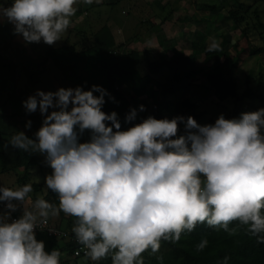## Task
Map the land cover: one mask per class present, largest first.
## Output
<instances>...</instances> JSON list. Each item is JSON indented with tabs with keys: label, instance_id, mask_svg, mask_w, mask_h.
Returning a JSON list of instances; mask_svg holds the SVG:
<instances>
[{
	"label": "clouds",
	"instance_id": "clouds-1",
	"mask_svg": "<svg viewBox=\"0 0 264 264\" xmlns=\"http://www.w3.org/2000/svg\"><path fill=\"white\" fill-rule=\"evenodd\" d=\"M76 4L13 0L0 7V21L11 23L25 43L53 45L70 27ZM219 50L215 42L209 47ZM106 95L114 100L94 84L37 89L22 102L28 113L39 109L42 125L35 139L19 131L8 143L45 154L52 169L45 184L59 204L38 198L24 208L31 184L0 186V264H60L61 252L46 251L36 238V229L60 212L76 218L72 232L92 261L111 255L112 264H143L144 252L156 253L162 240L178 242L203 223L234 235L237 228L229 226L238 222L264 243V108L231 119L220 114L203 125L190 115L132 123L138 117L132 108L125 117L131 126L123 129L115 111H102ZM85 130L90 139L81 142ZM18 209L21 215L12 218Z\"/></svg>",
	"mask_w": 264,
	"mask_h": 264
},
{
	"label": "trees",
	"instance_id": "trees-1",
	"mask_svg": "<svg viewBox=\"0 0 264 264\" xmlns=\"http://www.w3.org/2000/svg\"><path fill=\"white\" fill-rule=\"evenodd\" d=\"M233 1V4L229 0L210 4L209 12L195 18L197 24L202 21H206L207 24L218 23L219 20L225 19L232 23L230 30L239 27L242 29V37L232 39L223 31L221 40L216 42L220 46L219 51H209L210 46L206 44L205 31L199 41H194V49L190 53L176 46L172 47L173 53L168 56L161 53L153 54L148 48L143 50L132 48L124 51L120 45H116L115 37L109 27L104 26L93 32L91 42L86 45L78 46L74 43L49 47L37 62L40 69H30L26 64L23 71L33 85L37 84L39 78L44 81L50 77L49 83L53 89L56 84H62L61 87L64 88L81 86L84 90L91 89L94 84L102 86L111 97H114L113 100L105 96L102 111L105 113L115 111L123 129L131 125L125 123L126 114L132 108L139 111L140 105H144L149 100L153 105V117L157 119L168 118L165 114L166 110L171 113L172 118L176 114L183 113L199 121L203 112L200 111V103L197 100L186 95L174 99L171 95L185 85L192 86L196 91L206 88L203 84L194 82L202 73L206 76L209 85L214 88L219 101L231 98L234 100V112L237 114L246 96H258L264 100V96L251 88L241 92L238 81V73L245 56L254 55L263 49L252 42L250 34L252 31L256 32L264 39V19L259 5L262 0ZM223 9L226 11L223 12ZM186 15L189 21L194 20ZM218 28H220L219 24L215 29ZM162 36L159 37L161 44L164 42ZM197 52L204 53L206 61L213 60L212 64L208 66L196 64ZM143 65L148 66L146 71L142 70ZM164 67H168V75L164 80L156 82L154 76ZM180 130L183 131L181 128ZM17 132L19 131H9L0 120L2 171L11 173L18 168L22 169L23 172H17L16 181L22 184L21 187L25 184L32 185L33 191L30 193L32 200L42 198L58 206L57 194L47 189L44 179L51 174L52 169L48 168L42 180L34 178V167L40 164L43 167L45 155L39 152H25L10 145L8 141ZM23 132L35 139L36 131ZM40 192L43 193L42 196L39 195ZM21 212L22 209H18L15 213L21 215ZM60 213L62 215L60 220L66 218L67 221L64 225H57L58 227L68 229L74 226L75 217ZM49 219L51 220V217ZM229 227L237 228L236 234L229 235L223 229L216 230L206 223L198 224L191 233H182L178 242L162 240L165 249L159 254L143 259V264H264V243L258 242L257 238L251 236L246 231V227L240 226L238 222H233ZM59 238L48 236L47 241L50 245H58L57 250L61 252L60 264H112L111 255L100 261H92L87 255L74 257L72 256L74 243L70 240L59 245ZM204 239L208 241L207 246L202 251H197V245ZM64 251L66 254L62 255ZM225 257H228L227 261Z\"/></svg>",
	"mask_w": 264,
	"mask_h": 264
},
{
	"label": "rangeland",
	"instance_id": "rangeland-1",
	"mask_svg": "<svg viewBox=\"0 0 264 264\" xmlns=\"http://www.w3.org/2000/svg\"><path fill=\"white\" fill-rule=\"evenodd\" d=\"M230 3L233 4V0H229ZM220 0H185L183 4L188 7V11L182 10L180 13V20L177 18L175 20V25L172 27L166 28L164 31L169 33L170 36L178 37L180 42L176 45L177 48H181L186 51V53H190L194 49V41H199L200 36L203 31L206 32V44L210 46L212 43L219 42L221 40V33L224 31L228 34L231 39L232 38H240L243 35L242 29L232 28L230 30L231 21H227L225 19L219 20L218 23H210L207 24L206 21L199 22L197 25L191 27L190 21L187 19V15L191 16L194 20L195 18H199L203 13L209 12L210 4H219ZM260 8H262V14L264 19V0L259 3ZM182 9V8H181ZM180 9V10H181ZM226 9H223L225 12ZM131 15H134V12H131ZM217 24H219L220 28L215 29ZM148 28L145 25L138 24L136 25L134 33L137 36L145 35L144 32ZM231 31V32H230ZM250 38L252 42L263 49L254 54V55H246L244 61L242 62V68L238 73V81L241 85L240 91L244 92L248 88L254 90V92L261 94L264 96V39L260 37V35L256 32L250 34ZM84 40V39H83ZM82 40V41H83ZM79 44V46L86 45L83 42ZM85 41V40H84ZM166 44V42H163ZM34 43H25L22 36L14 34V32H9L7 26L0 22V120L4 122V125L9 131H25V132H35L37 131L43 121V116L37 109L34 113H28L24 108L22 102L26 100L30 95H34L37 89L42 91H56L61 88V85L56 84L55 89L50 87V77L49 79H45L36 82V85H33L25 72L23 71L24 66L28 64L30 69L38 70L40 69V65H38V61L41 56H44V53L40 55ZM167 45V44H166ZM171 45V44H170ZM134 47L145 49L149 47L153 54H163L164 56L171 55L173 50L163 49L160 45V42L157 41V37L155 36L149 42H138L133 45ZM174 47V46H172ZM228 47V44L226 45ZM4 56V57H3ZM196 64L198 65H210L213 60L206 61L205 54L202 52L196 53ZM5 63V64H4ZM34 67V68H33ZM143 71H146L148 66L143 65ZM169 69L168 67H164L159 73H157L155 77V81H162L168 75ZM51 76V75H50ZM194 82H198L203 84L206 88H203L201 91H196L192 86L185 85L181 87L178 91H175L171 98L177 99L181 96H189L193 100H197L200 103V111L203 112L201 117H199L200 124H212L218 118L220 114H223L225 118H238L243 112H251L256 111L258 109L264 108V100H262L258 96H246L244 102L240 106V112L237 114L234 112L235 110V102L234 100L228 99L225 101H219L218 97L215 94L214 88L209 85L206 76L202 73L200 74ZM49 86V88H48ZM63 86V85H62ZM45 87V89H42ZM48 88V89H47ZM145 111H138V117L135 123L140 122L144 117L154 115L152 101L149 100L144 104ZM51 111V109H50ZM166 116L171 119L172 115L169 111L165 110ZM187 116L183 113L176 114V116ZM31 121V127H26L27 123ZM131 125L126 126L124 129L130 127ZM183 129V123L179 126ZM90 139V132L85 130V132L80 136V141L85 142ZM45 155V154H43ZM43 167L40 165L34 167V178L36 180H42L44 178L45 172H48V164L46 160L43 161ZM17 172H23L22 169H16V171L11 173H5L2 171V165L0 162V186L9 187L13 189H17L21 187V183H18L17 180ZM46 188V187H45ZM39 195H43L42 192ZM32 196L29 194V197L25 200L23 205L24 208H31ZM61 213L58 216L51 217V222L55 225H64L66 224L67 219H61ZM61 222V223H60ZM64 227V226H62ZM36 238L38 240L44 241L45 250L51 252V250L56 249L58 245H50L48 243V236L43 233L36 234ZM70 241L69 236L60 237L58 244L62 245L66 242ZM163 249H165L164 245L161 243L160 249L156 253H152L149 249L148 251L142 254V259L152 257L155 254H159ZM64 251L62 255H65Z\"/></svg>",
	"mask_w": 264,
	"mask_h": 264
},
{
	"label": "crops",
	"instance_id": "crops-1",
	"mask_svg": "<svg viewBox=\"0 0 264 264\" xmlns=\"http://www.w3.org/2000/svg\"><path fill=\"white\" fill-rule=\"evenodd\" d=\"M185 0H93L92 4H85L83 0H77L75 7L77 11L71 17L70 27L63 34L61 40L53 45H48L42 40L39 43L33 42L40 54L45 52L51 46H60L67 44H77L79 42H91L93 32L107 26L115 37L116 45H120L124 51L136 48L135 43L149 42L155 36L160 42L159 37L163 35L161 44L163 49L172 48L180 41L178 37L170 36L164 30L175 25V20H180L182 10L188 11V7L183 4ZM13 0H2L0 7H8ZM182 8V9H181ZM181 9V10H180ZM134 12V15H131ZM7 26L9 32H13V25L7 20L0 21ZM142 24L147 26L144 33L137 36L134 33L136 25ZM197 22L190 21V26L194 27ZM86 44V43H85ZM171 44V45H170ZM149 48V47H147ZM173 50V49H171ZM4 57V56H3Z\"/></svg>",
	"mask_w": 264,
	"mask_h": 264
},
{
	"label": "built area",
	"instance_id": "built-area-1",
	"mask_svg": "<svg viewBox=\"0 0 264 264\" xmlns=\"http://www.w3.org/2000/svg\"><path fill=\"white\" fill-rule=\"evenodd\" d=\"M0 4H2V0H0ZM19 217L18 214L13 213L12 218H17ZM72 228H61L58 227L57 225L53 224L51 220L49 219L48 225L46 227H43L42 229L37 228L36 229V234L39 233H44L48 236H57V237H64V236H69L70 240L74 243V249L72 251V256L74 257H83L86 256V249L77 242L75 234L72 232Z\"/></svg>",
	"mask_w": 264,
	"mask_h": 264
}]
</instances>
